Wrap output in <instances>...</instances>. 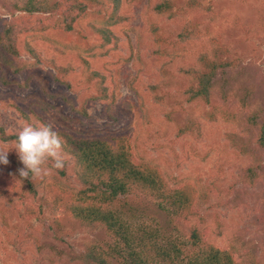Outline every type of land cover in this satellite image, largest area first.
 <instances>
[{"label":"rangeland","instance_id":"374dc122","mask_svg":"<svg viewBox=\"0 0 264 264\" xmlns=\"http://www.w3.org/2000/svg\"><path fill=\"white\" fill-rule=\"evenodd\" d=\"M39 1L53 8L73 2ZM110 1L77 0L88 13L74 31L51 23L28 39L43 60L21 42L9 59L25 68L16 74L0 63V129L17 136L25 124H50L71 134L120 135L133 164H151L171 188H196V215L188 220H173L160 205L170 202L150 193L129 195L136 202L127 212L134 237L160 224L186 243L196 228L237 262L264 264V148L257 146L253 122L264 110V0H169V14L156 11L162 0H120L118 8ZM12 6L0 0V18L10 20L12 10L21 14ZM204 59L219 62L212 105L189 101L198 88L191 72ZM226 107L232 120L209 119L212 108ZM227 133L252 140L248 154L236 153ZM14 141L0 139V151H9L26 199L2 196L11 183L0 172V264H85L82 254L109 253L117 235L72 215L77 206L93 204L92 192L80 193L74 156L63 151V169L49 161L48 176L22 179Z\"/></svg>","mask_w":264,"mask_h":264},{"label":"trees","instance_id":"16d2710c","mask_svg":"<svg viewBox=\"0 0 264 264\" xmlns=\"http://www.w3.org/2000/svg\"><path fill=\"white\" fill-rule=\"evenodd\" d=\"M68 8L64 2L53 6L46 2L37 0H12L13 9H18L21 14L15 16L13 10L10 20L0 18V63L10 64L13 72L18 74L25 66L12 62L9 56L19 52V45L24 42L25 49L31 55H37L43 60L42 54L37 53V48L30 45L35 36L46 31L52 23L53 28L69 33L74 31L79 20L85 18L86 6L77 4L72 0ZM111 4L120 7V0H111ZM108 4V1L105 5ZM169 0H162L155 9L159 13L169 14ZM59 12H56V11ZM79 12V13H78ZM49 15V17H48ZM104 33L105 30H99ZM107 32V30H106ZM35 34V35H34ZM38 61V60H37ZM219 62L203 60V67L194 69L191 78L196 87L189 101H205L212 105L215 85L213 80L219 68ZM41 64V63H40ZM39 64V65H40ZM29 65V64H28ZM1 69V68H0ZM61 82L60 77L56 80ZM9 84L10 82L4 81ZM194 87L191 86L190 90ZM104 89L103 99H107ZM114 99H111L113 101ZM215 108L217 106L214 103ZM209 112V119L216 121L219 117L232 120L234 115L226 107L225 109H213ZM220 111V116L217 114ZM263 111V112H262ZM261 122L258 123V119ZM253 122L258 126L256 143L258 147L264 148V110H257L253 114ZM50 125V124H46ZM45 125V126H46ZM61 137L63 151L73 155L78 165V179L82 184L80 193L92 192L90 197L93 204L77 206L72 215L76 219L83 220L91 225L106 227L110 232L117 235L115 244H111V250L107 252L85 253L79 256V260L85 264H113L108 257H116L121 264H243L237 262L232 253L222 251L215 245L204 239V236L194 228L190 239L183 243L177 237L157 224L140 228L136 237L133 236V227L127 218V212L135 210V203L128 200V196L136 191L150 193L157 197L161 203L170 202L169 207L162 209L176 218L188 220L196 215L194 203L196 200L194 185L187 183L183 186L171 188L157 168L147 162L133 164L134 159L130 150L125 148L118 140L123 137L115 134L95 136L93 133L77 132L71 134L68 131L50 125ZM200 131V129H197ZM17 136L6 134L0 129L2 141L16 140ZM226 139L230 142L236 153L248 154L251 149L252 140H245L235 133H227ZM13 162L8 165L0 164V172L3 177L9 176L11 185H7L2 196L7 199H26L25 190L20 188V179L13 172ZM257 175L249 182L254 183ZM27 187L31 192L34 189L32 182L26 180ZM33 210L32 207H29ZM113 255H112V254ZM252 264V263H249Z\"/></svg>","mask_w":264,"mask_h":264},{"label":"clouds","instance_id":"9594fccd","mask_svg":"<svg viewBox=\"0 0 264 264\" xmlns=\"http://www.w3.org/2000/svg\"><path fill=\"white\" fill-rule=\"evenodd\" d=\"M14 143L18 159L23 164V167L18 169L22 179L31 177L43 179L48 176L50 169L45 165L49 161L52 162L53 168L63 169V142L50 125L36 128L25 124L18 132ZM8 152L0 151V164H9Z\"/></svg>","mask_w":264,"mask_h":264}]
</instances>
